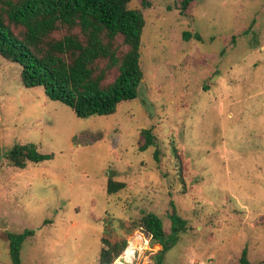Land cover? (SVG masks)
I'll use <instances>...</instances> for the list:
<instances>
[{
	"label": "rangeland",
	"instance_id": "obj_1",
	"mask_svg": "<svg viewBox=\"0 0 264 264\" xmlns=\"http://www.w3.org/2000/svg\"><path fill=\"white\" fill-rule=\"evenodd\" d=\"M181 2L130 0L142 80L109 116L80 119L0 56V264L26 231L20 264H99L106 242L131 238L133 264H240L243 250L264 264V0ZM143 130L154 143L140 151ZM26 144L52 158L12 166ZM109 178L124 188L108 195ZM147 214L173 243L163 254L138 226Z\"/></svg>",
	"mask_w": 264,
	"mask_h": 264
},
{
	"label": "trees",
	"instance_id": "obj_2",
	"mask_svg": "<svg viewBox=\"0 0 264 264\" xmlns=\"http://www.w3.org/2000/svg\"><path fill=\"white\" fill-rule=\"evenodd\" d=\"M191 0H182L183 14ZM130 0H0V56L20 69L24 88L41 87L47 98L60 102L80 119L109 116L124 101L133 100L142 80L139 66L141 35L145 20L141 11L128 8ZM184 33L185 40L190 38ZM112 71L110 83H104ZM145 151L154 143L151 130L141 132ZM158 152H154L157 159ZM176 168L180 162L173 147ZM12 166L23 169L27 163L52 158L40 154L33 145H17L6 153ZM178 168V169H179ZM124 183L107 180L106 193L114 194ZM138 226L159 254L167 251L161 220L154 214L143 216ZM186 231V223L171 216L169 235ZM32 231L8 235L11 264H20V246ZM105 243V241H104ZM99 264H111L126 249L106 242ZM240 264H249L243 250Z\"/></svg>",
	"mask_w": 264,
	"mask_h": 264
},
{
	"label": "bare ground",
	"instance_id": "obj_3",
	"mask_svg": "<svg viewBox=\"0 0 264 264\" xmlns=\"http://www.w3.org/2000/svg\"><path fill=\"white\" fill-rule=\"evenodd\" d=\"M137 239H138V237H137ZM142 240H144V239L142 238ZM133 241L134 240H132V238H131L130 244H129L125 254L123 255V261L121 262L122 264H130L131 261L133 260V258L137 256L136 253H138V251L140 250L138 248L137 244H136V246H133Z\"/></svg>",
	"mask_w": 264,
	"mask_h": 264
},
{
	"label": "built area",
	"instance_id": "obj_4",
	"mask_svg": "<svg viewBox=\"0 0 264 264\" xmlns=\"http://www.w3.org/2000/svg\"><path fill=\"white\" fill-rule=\"evenodd\" d=\"M129 244H130V243H129ZM128 246H129V245H127L125 251H124L120 256H118V257H117V258H116L111 264H122V263L119 261V257H121V256H123V255L125 254V252H126ZM135 252H136V251H135ZM135 252H134V253H135ZM139 252H140V251H138V253H136L137 256L133 258V260L131 261L130 264H133L134 260L138 257Z\"/></svg>",
	"mask_w": 264,
	"mask_h": 264
},
{
	"label": "water",
	"instance_id": "obj_5",
	"mask_svg": "<svg viewBox=\"0 0 264 264\" xmlns=\"http://www.w3.org/2000/svg\"><path fill=\"white\" fill-rule=\"evenodd\" d=\"M0 227H4V228H6L5 226H2V225H1ZM119 261H120V262L123 261V256L119 257Z\"/></svg>",
	"mask_w": 264,
	"mask_h": 264
}]
</instances>
